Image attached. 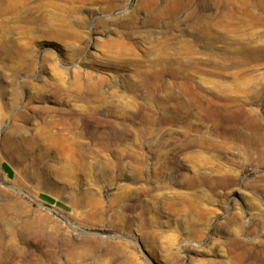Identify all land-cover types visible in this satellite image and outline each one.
<instances>
[{
  "label": "rangeland",
  "instance_id": "rangeland-1",
  "mask_svg": "<svg viewBox=\"0 0 264 264\" xmlns=\"http://www.w3.org/2000/svg\"><path fill=\"white\" fill-rule=\"evenodd\" d=\"M0 264H264V0H0Z\"/></svg>",
  "mask_w": 264,
  "mask_h": 264
},
{
  "label": "bare ground",
  "instance_id": "bare-ground-1",
  "mask_svg": "<svg viewBox=\"0 0 264 264\" xmlns=\"http://www.w3.org/2000/svg\"><path fill=\"white\" fill-rule=\"evenodd\" d=\"M134 15L133 14H130V16L128 15V17H127V21H128V26L130 25L131 26V24H132V22L134 21L133 20V17ZM156 17H158V16H156ZM125 23H126V21H125ZM127 24V23H126ZM116 43L118 44V45H123V46H125V44L122 42V41H116ZM208 45L210 46V43H208ZM188 46L189 47H191V45H189L188 44ZM188 50V49H187ZM188 52V51H187ZM88 123V122H87ZM127 154H128V152H127ZM197 177L196 176H192L189 180H188V182H187V185L188 186H191V187H193V186H195L196 185V183L198 182L197 181ZM165 184H166V182H160L159 184H157L155 187H153V188H161V187H164L165 186ZM152 188H138V189H136L135 191H134V195H136V196H139L140 194H142V193H148L150 190H151ZM179 197V199L181 200V198L183 197L182 195H179L178 196ZM183 199V198H182ZM143 219V218H142ZM234 243V242H233ZM230 253V252H229Z\"/></svg>",
  "mask_w": 264,
  "mask_h": 264
}]
</instances>
